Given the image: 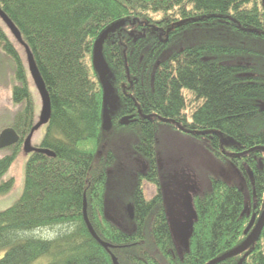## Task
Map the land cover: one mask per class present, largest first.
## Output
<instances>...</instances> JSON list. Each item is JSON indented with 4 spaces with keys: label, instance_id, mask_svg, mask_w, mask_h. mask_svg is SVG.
Returning a JSON list of instances; mask_svg holds the SVG:
<instances>
[{
    "label": "trees",
    "instance_id": "trees-1",
    "mask_svg": "<svg viewBox=\"0 0 264 264\" xmlns=\"http://www.w3.org/2000/svg\"><path fill=\"white\" fill-rule=\"evenodd\" d=\"M0 8L31 50L49 93L51 116L37 148L55 154H30L22 196L0 212V251L6 250L0 264H36L45 257V264H114L113 255L120 264H209L244 243L252 218L264 211V0H0ZM129 22L145 37L125 34ZM117 24L103 46L120 104L111 114L112 125L123 127L121 120L131 119L139 138L135 148L150 165L133 197L135 233L105 217L108 169L115 157L110 154L93 169V146L104 130V91L94 49ZM197 24L224 26L228 34L163 59L181 40L178 34ZM1 50L14 63L12 99L21 109L9 125L19 141L0 159V196L13 189L14 179L3 178L39 121L25 46L0 18ZM163 119L205 138L213 155L245 182L210 179L209 190L193 199L195 220L184 250L175 241L162 193L157 128ZM142 177L157 188L151 199ZM85 201L89 222L109 250L89 231ZM45 229L60 232L51 239L26 235ZM146 229L150 250L142 245ZM241 260L264 264V230L247 251L218 264Z\"/></svg>",
    "mask_w": 264,
    "mask_h": 264
},
{
    "label": "rangeland",
    "instance_id": "rangeland-1",
    "mask_svg": "<svg viewBox=\"0 0 264 264\" xmlns=\"http://www.w3.org/2000/svg\"><path fill=\"white\" fill-rule=\"evenodd\" d=\"M145 22V21H144ZM143 22V26H146ZM178 23L169 25L170 31ZM180 22L178 25H181ZM174 26V27H172ZM224 26L216 29H204L195 25L186 29L179 42L170 46L163 59H168L175 52L182 51L186 47L200 45L209 39L219 40L228 34ZM125 34L129 37L143 36L137 34L132 22L123 27ZM161 38L168 37L167 32H161ZM168 42V39L165 40ZM179 43V44H178ZM263 48L262 44H258ZM14 63L4 51H0V137L9 128L21 109L14 104L12 99L15 80ZM31 92L35 102L36 120L42 109V100L37 88L31 83ZM120 109L118 97H112L110 112L115 115ZM130 124V122H129ZM128 125L123 127L111 124L109 129H104L99 145L93 146L96 151L93 169H96L102 160L112 154L115 162L108 169V183L105 201V217L114 225L128 233H135L138 229L135 218L130 217V207L133 206V197L139 184L141 176L150 171L149 162L136 150L138 143L137 133ZM46 126L40 127L32 138V146L41 144L46 135ZM181 128H174L170 123H158L157 128V154L161 178L162 193L167 208V214L172 226L173 235L178 247L185 249L191 233V226L195 220L193 199L197 195L206 193L210 188V179L217 178L229 184L245 185L244 179L228 163L218 160L210 150L208 141L205 138H195ZM224 141H226L224 139ZM224 144V142H223ZM10 147H0V159L8 154ZM30 154L24 149L14 161L4 180L14 179L13 189L6 195L0 196V212L10 209L20 199L24 189L25 167ZM143 188L147 199H151L157 192L154 183L149 182L145 177ZM264 212V211H263ZM135 215V213H134ZM260 218V217H259ZM258 218V220H259ZM257 220V221H258ZM62 230V229H61ZM60 229L34 230L27 236L40 238H54ZM146 241L142 243L143 248L150 250L152 239L145 231ZM142 248V246H140ZM152 249L151 252H153ZM6 250L0 251V260L5 256ZM48 257L42 258L36 264H45Z\"/></svg>",
    "mask_w": 264,
    "mask_h": 264
},
{
    "label": "water",
    "instance_id": "water-1",
    "mask_svg": "<svg viewBox=\"0 0 264 264\" xmlns=\"http://www.w3.org/2000/svg\"><path fill=\"white\" fill-rule=\"evenodd\" d=\"M0 18L4 22V24L7 26L9 31L12 33V35L15 37V39L25 46L26 50V55H27V63H28V68L29 72L31 74L32 80L39 92V95L42 100V109L39 117L38 123L35 125L33 128L31 134L28 136V138L24 142V149L27 154H32L35 152L39 153H44L50 157H54L55 154L48 151V150H41L37 149L32 146V138L33 134L35 131H37L40 127L47 125L50 116H51V101H50V96L49 93L46 89L45 83L40 75V72L37 68V65L35 63L34 56L29 49L28 46L25 45L22 35L20 31L17 29L15 24L8 18V16L1 10L0 8ZM121 24L115 25L111 30L104 32L100 38L97 40L95 49H94V56H93V61H94V67L95 70L99 76L100 82L103 87L104 91V106H103V129H109L111 126V113H110V100L111 97L114 93V87L112 86L111 82L109 81V75H110V69L109 66L105 60L104 53H103V46L105 43V40L107 39L108 35L110 32H114ZM129 118H124L122 120L123 125L129 124ZM164 122H167V120L163 119ZM207 134V133H205ZM222 137V134H220ZM19 141V136L17 133L12 130V129H7L0 137V147L5 148V147H11L12 145L16 144ZM228 143L227 141H224V146H226ZM130 217L134 218V208L131 206L130 207ZM84 217L86 224L89 228V231L91 235L106 249H110V246L101 241V239L97 236L95 233L93 227L91 226L88 216H87V206H86V201H85V207H84ZM264 230V212L260 216L259 220L256 223V218L253 217L251 222L249 223L247 229L245 230V235L247 236V239L244 241L243 244H241L239 247L235 248L231 252L225 254L224 256L212 261L209 264H218L223 261H226L232 257L238 256L245 251H247L252 245H254L261 237L262 232ZM113 263L114 264H120L118 259L113 255ZM239 264H243V260Z\"/></svg>",
    "mask_w": 264,
    "mask_h": 264
},
{
    "label": "flooded vegetation",
    "instance_id": "flooded-vegetation-1",
    "mask_svg": "<svg viewBox=\"0 0 264 264\" xmlns=\"http://www.w3.org/2000/svg\"><path fill=\"white\" fill-rule=\"evenodd\" d=\"M155 35H158V36H159V34H155ZM158 36H157V37H158ZM256 223H257V221H256Z\"/></svg>",
    "mask_w": 264,
    "mask_h": 264
},
{
    "label": "bare ground",
    "instance_id": "bare-ground-1",
    "mask_svg": "<svg viewBox=\"0 0 264 264\" xmlns=\"http://www.w3.org/2000/svg\"><path fill=\"white\" fill-rule=\"evenodd\" d=\"M18 29V28H17ZM44 239H46V238H44ZM49 239H51V238H49Z\"/></svg>",
    "mask_w": 264,
    "mask_h": 264
}]
</instances>
